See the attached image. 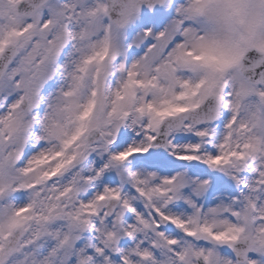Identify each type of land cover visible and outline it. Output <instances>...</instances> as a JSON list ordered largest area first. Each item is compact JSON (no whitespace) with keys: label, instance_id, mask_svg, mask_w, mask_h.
I'll use <instances>...</instances> for the list:
<instances>
[{"label":"snow or ice","instance_id":"snow-or-ice-1","mask_svg":"<svg viewBox=\"0 0 264 264\" xmlns=\"http://www.w3.org/2000/svg\"><path fill=\"white\" fill-rule=\"evenodd\" d=\"M0 264H264V0H0Z\"/></svg>","mask_w":264,"mask_h":264}]
</instances>
